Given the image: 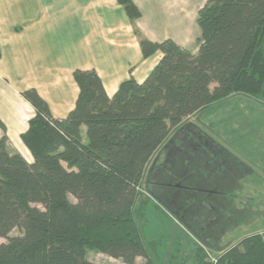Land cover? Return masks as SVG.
<instances>
[{
	"label": "trees",
	"instance_id": "1",
	"mask_svg": "<svg viewBox=\"0 0 264 264\" xmlns=\"http://www.w3.org/2000/svg\"><path fill=\"white\" fill-rule=\"evenodd\" d=\"M117 2L131 21L140 16L131 0ZM196 23L195 53L135 29L143 59L160 57L143 81L130 76L111 97L95 70H75V107L62 120L35 89L22 92L35 110L21 135L33 159L0 138V264H95L89 252L124 264L165 263L159 243L144 235L150 198L162 203L143 192L146 167L173 132L208 108L234 95L264 107V0H204ZM195 246L194 264H211ZM174 259L166 264H182ZM215 260L264 264V231Z\"/></svg>",
	"mask_w": 264,
	"mask_h": 264
},
{
	"label": "rangeland",
	"instance_id": "2",
	"mask_svg": "<svg viewBox=\"0 0 264 264\" xmlns=\"http://www.w3.org/2000/svg\"><path fill=\"white\" fill-rule=\"evenodd\" d=\"M197 3L155 0V9L146 11L163 15L172 4L182 27L165 20L160 35H171L174 42L188 38L186 48L195 53L200 36L193 15ZM142 15L145 20V6ZM145 182V195L149 188L162 203L150 198L144 235L146 241L159 243L164 264L173 255L179 263L194 264L195 245L208 262L242 237L264 231V107L234 95L189 118L152 158ZM16 235L14 230L11 236ZM87 257L95 264H124L96 252ZM143 263L142 258L134 262Z\"/></svg>",
	"mask_w": 264,
	"mask_h": 264
},
{
	"label": "crops",
	"instance_id": "3",
	"mask_svg": "<svg viewBox=\"0 0 264 264\" xmlns=\"http://www.w3.org/2000/svg\"><path fill=\"white\" fill-rule=\"evenodd\" d=\"M131 1L140 13L134 21L117 0H0V138L7 137L9 151L33 159L21 135L35 110L22 92L35 89L52 118L62 120L75 107V70H95L109 97L130 76L145 79L160 55L143 59L135 29L152 42L174 40L159 28L165 20L181 28L182 19L172 4L159 15L146 11L155 0ZM203 3L193 8L195 21ZM187 39L175 43L186 48Z\"/></svg>",
	"mask_w": 264,
	"mask_h": 264
},
{
	"label": "built area",
	"instance_id": "4",
	"mask_svg": "<svg viewBox=\"0 0 264 264\" xmlns=\"http://www.w3.org/2000/svg\"><path fill=\"white\" fill-rule=\"evenodd\" d=\"M204 251H205V249H204ZM205 253H207V255H208V252L207 251H205ZM215 262H216L215 258L214 259L210 258V263L211 264H215Z\"/></svg>",
	"mask_w": 264,
	"mask_h": 264
},
{
	"label": "flooded vegetation",
	"instance_id": "5",
	"mask_svg": "<svg viewBox=\"0 0 264 264\" xmlns=\"http://www.w3.org/2000/svg\"><path fill=\"white\" fill-rule=\"evenodd\" d=\"M209 194V193H208Z\"/></svg>",
	"mask_w": 264,
	"mask_h": 264
}]
</instances>
